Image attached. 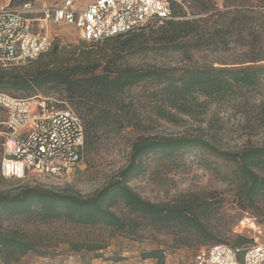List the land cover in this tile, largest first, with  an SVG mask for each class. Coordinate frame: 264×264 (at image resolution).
Listing matches in <instances>:
<instances>
[{"label":"trees","instance_id":"16d2710c","mask_svg":"<svg viewBox=\"0 0 264 264\" xmlns=\"http://www.w3.org/2000/svg\"><path fill=\"white\" fill-rule=\"evenodd\" d=\"M184 15L183 4L173 3L170 19L148 24L133 32L102 41L81 40L78 45L52 42L46 52L33 60L0 66V93L18 92L22 95L14 96L18 98L31 97L38 92L62 93L64 100L81 116L87 154L99 142L101 133L139 125L134 119L136 113L130 109L132 101L125 99L126 92L139 84L154 86L153 94L158 96V100L152 108L158 117L170 120L178 112H194L200 105V97L222 96L254 87L260 82L264 77V64L170 69L141 68L122 62L125 55L146 50L201 47L203 38L198 36L201 35L196 28L198 19H176ZM258 60L262 59L249 61L254 63ZM2 139L0 134V160ZM193 149L206 150L230 163L229 176L235 185L238 206L255 209L257 215L264 216V205H261L264 201V175L260 173L264 171V145L230 151L218 148L201 135L141 134L132 141L126 164L92 194L24 183L13 190H0V220H64L81 226L107 227L112 232L129 235L149 226L171 231L178 236L181 245L227 243L216 238L206 224L213 212L211 200L192 193L172 201L156 202L143 197L129 184L131 179L144 172L148 156L160 154L172 158ZM4 180L0 174V184ZM120 205L122 212L116 210ZM246 242V237L238 236L234 243L228 244L240 246ZM41 243L38 237L18 229L0 227L3 264H14L28 252H38ZM104 247L93 243L73 245L76 251H98ZM164 253L165 250L151 249L144 252L142 258H153L158 264H164Z\"/></svg>","mask_w":264,"mask_h":264},{"label":"rangeland","instance_id":"374dc122","mask_svg":"<svg viewBox=\"0 0 264 264\" xmlns=\"http://www.w3.org/2000/svg\"><path fill=\"white\" fill-rule=\"evenodd\" d=\"M20 1L23 0H0V7ZM32 1L53 3L59 0ZM91 1L76 0L75 5L85 8ZM181 4L185 15L176 19H198L196 28L201 34L198 36L203 38L201 47L146 50L125 55L122 58L124 64L170 69L264 64V0H181ZM51 34L55 35L53 42L60 44L78 45L82 40L79 29L73 24L53 25ZM253 59L262 60L249 61ZM154 89L153 85L142 83L126 92L125 99L132 101L130 109L136 113L134 119L139 125L101 133L99 142L88 151L71 176L61 179L35 176L27 181L5 179L0 190L38 183L57 190L92 194L126 164L130 145L141 134L201 135L218 148L230 151L264 145V77L254 87L236 89L234 93L222 96L200 97V105L194 112H178L170 120L155 114L152 106L158 96L153 94ZM7 94L22 96L18 92ZM35 95L62 100L70 105L57 91ZM3 119L4 112L0 108V130ZM145 166L143 173L129 181L131 187L156 202L172 201L192 193L206 197L213 206L212 216L206 224L223 242L234 243L238 236H243L240 219L245 213L264 226L263 215H257L255 209L238 206L235 185L229 176L232 165L208 151L193 149L172 158L150 155ZM260 173L264 175V171ZM116 210L122 212L123 208L120 205ZM0 227L18 229L42 241L38 252H28L14 264H158L156 259L142 258L143 253L151 249L165 250L164 264H195L193 255L196 249L209 245L199 242L181 245L178 236L171 231L149 226L129 235L112 232L107 227L81 226L64 220L41 222L3 218ZM81 243L105 247L98 251L73 249L74 244ZM0 264H3L1 257Z\"/></svg>","mask_w":264,"mask_h":264},{"label":"built area","instance_id":"2783aa9c","mask_svg":"<svg viewBox=\"0 0 264 264\" xmlns=\"http://www.w3.org/2000/svg\"><path fill=\"white\" fill-rule=\"evenodd\" d=\"M76 0L53 3L23 0L0 7V66L23 64L46 52L53 25L73 24L85 42L102 41L172 17L181 0ZM3 109L0 174L4 179L71 176L86 155L79 113L65 101L34 95L18 98L0 93ZM240 225L248 242L198 248L195 264H264V226L245 213Z\"/></svg>","mask_w":264,"mask_h":264},{"label":"crops","instance_id":"0c3cea01","mask_svg":"<svg viewBox=\"0 0 264 264\" xmlns=\"http://www.w3.org/2000/svg\"><path fill=\"white\" fill-rule=\"evenodd\" d=\"M103 264V263H102Z\"/></svg>","mask_w":264,"mask_h":264}]
</instances>
